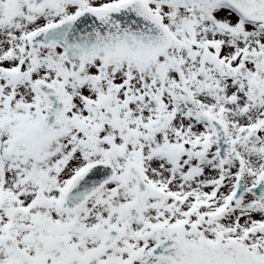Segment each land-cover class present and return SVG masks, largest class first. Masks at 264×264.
<instances>
[{
	"label": "snow or ice",
	"instance_id": "1",
	"mask_svg": "<svg viewBox=\"0 0 264 264\" xmlns=\"http://www.w3.org/2000/svg\"><path fill=\"white\" fill-rule=\"evenodd\" d=\"M0 264H264V0H0Z\"/></svg>",
	"mask_w": 264,
	"mask_h": 264
}]
</instances>
